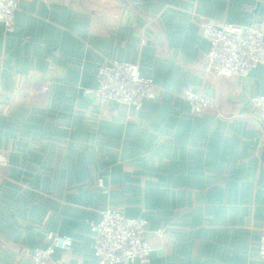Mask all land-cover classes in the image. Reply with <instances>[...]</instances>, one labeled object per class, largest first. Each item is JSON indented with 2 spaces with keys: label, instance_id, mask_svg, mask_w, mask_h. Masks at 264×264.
<instances>
[{
  "label": "crops",
  "instance_id": "0c3cea01",
  "mask_svg": "<svg viewBox=\"0 0 264 264\" xmlns=\"http://www.w3.org/2000/svg\"><path fill=\"white\" fill-rule=\"evenodd\" d=\"M0 22V264H25L49 234L63 264H97L101 211L146 218L151 264H264V63L247 77L201 67L199 19L264 21V0H17ZM146 41V44L144 43ZM106 59L137 64L157 98L136 110L83 94ZM203 90L218 112L194 114Z\"/></svg>",
  "mask_w": 264,
  "mask_h": 264
},
{
  "label": "built area",
  "instance_id": "2783aa9c",
  "mask_svg": "<svg viewBox=\"0 0 264 264\" xmlns=\"http://www.w3.org/2000/svg\"><path fill=\"white\" fill-rule=\"evenodd\" d=\"M17 0H0V22L6 32L15 29ZM202 36L210 48L204 54L202 71L217 77H247L258 65L264 63V21L237 25L202 16L198 21ZM146 44V41L144 42ZM98 85L85 89L83 94L98 103L114 102L139 110L145 101L157 98V86L151 78L142 76L137 64L114 59L104 60L97 72ZM194 114L218 112L214 98L203 90L190 88L181 93ZM252 108L250 118L264 123V94L249 98ZM218 117L230 119L220 112ZM9 164L0 153V183L2 170ZM146 218H131L113 208L101 211L98 222H91L90 233L97 264H151L152 246L147 236ZM49 244L28 255L25 264H63L54 258L57 250L68 252L74 238L69 235L49 234ZM259 259L264 263V226L261 230Z\"/></svg>",
  "mask_w": 264,
  "mask_h": 264
},
{
  "label": "rangeland",
  "instance_id": "374dc122",
  "mask_svg": "<svg viewBox=\"0 0 264 264\" xmlns=\"http://www.w3.org/2000/svg\"><path fill=\"white\" fill-rule=\"evenodd\" d=\"M88 97V96H87ZM104 103V102H103Z\"/></svg>",
  "mask_w": 264,
  "mask_h": 264
}]
</instances>
